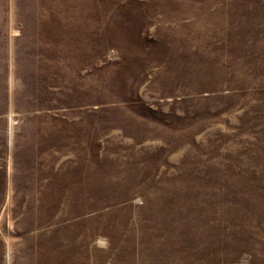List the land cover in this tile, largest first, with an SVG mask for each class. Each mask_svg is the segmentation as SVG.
Wrapping results in <instances>:
<instances>
[{"label": "rangeland", "instance_id": "obj_1", "mask_svg": "<svg viewBox=\"0 0 264 264\" xmlns=\"http://www.w3.org/2000/svg\"><path fill=\"white\" fill-rule=\"evenodd\" d=\"M0 264H264V0H0Z\"/></svg>", "mask_w": 264, "mask_h": 264}, {"label": "bare ground", "instance_id": "obj_2", "mask_svg": "<svg viewBox=\"0 0 264 264\" xmlns=\"http://www.w3.org/2000/svg\"><path fill=\"white\" fill-rule=\"evenodd\" d=\"M44 11V10H43ZM26 15V14H25ZM44 15V14H43ZM35 17V16H34ZM26 18V17H25ZM2 19V18H1ZM17 21V20H16ZM34 25V24H33ZM25 28V27H24ZM35 28V27H34ZM40 28V27H39ZM37 31V30H36ZM32 32V31H31ZM34 35V34H33ZM25 36V35H24ZM32 36V35H31ZM39 36V35H38ZM28 37V36H27ZM48 37V36H47ZM25 38V37H24ZM26 39V38H25ZM48 39V38H47ZM46 39V40H47ZM28 40H29V38H28ZM56 42V41H55ZM34 43V42H33ZM42 45V44H41ZM20 66V65H19ZM25 71V70H24ZM12 74V73H11Z\"/></svg>", "mask_w": 264, "mask_h": 264}]
</instances>
